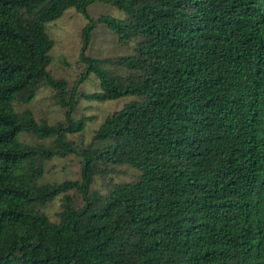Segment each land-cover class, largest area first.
Listing matches in <instances>:
<instances>
[{
  "label": "trees",
  "instance_id": "obj_1",
  "mask_svg": "<svg viewBox=\"0 0 264 264\" xmlns=\"http://www.w3.org/2000/svg\"><path fill=\"white\" fill-rule=\"evenodd\" d=\"M70 9L88 21L79 83L99 82L79 97L130 98L85 146L76 86L49 71L46 27ZM99 24L132 52L86 56ZM43 87L63 123L20 112ZM68 156L80 178L45 181ZM121 167L136 175L113 183ZM0 264H264V0H0Z\"/></svg>",
  "mask_w": 264,
  "mask_h": 264
},
{
  "label": "rangeland",
  "instance_id": "obj_2",
  "mask_svg": "<svg viewBox=\"0 0 264 264\" xmlns=\"http://www.w3.org/2000/svg\"><path fill=\"white\" fill-rule=\"evenodd\" d=\"M89 13L93 18L100 16L120 17L118 11L104 4L92 5L89 8ZM87 23L88 21L83 15L74 9H70L60 19L46 27L47 34L53 41L49 71L53 78L65 82L68 90H72L76 86L75 97L78 103L73 113V120L86 119L83 132L69 135L68 139L83 144V146L92 141L94 132L106 117L120 110L130 100V98H125L119 101L98 103L89 102L79 97L81 93L90 94L99 91V82L93 75L79 83L85 72V65L80 57L82 48L81 32ZM131 46V44L130 46L121 45L112 32L103 24H99L90 37L86 56L99 59H116L117 57L129 55L132 52ZM56 95L55 90L43 87L29 106L22 107L19 110L20 112L24 109L29 110L37 123L46 122L49 126L63 123L65 110L59 106ZM24 138L25 141L32 144L38 142L30 136ZM42 144L43 146H50L49 141ZM117 170L119 172L111 176L113 183L128 182L136 175V171L128 167H121ZM79 178L80 163L75 156L54 157L45 164L44 179L47 182L60 183L67 180H78ZM93 188L105 193L108 187L102 180H97ZM59 204V200H55L47 207L46 213L51 220L56 219Z\"/></svg>",
  "mask_w": 264,
  "mask_h": 264
}]
</instances>
